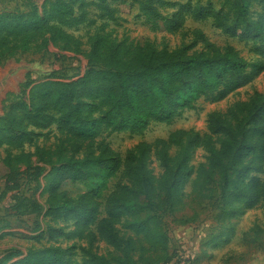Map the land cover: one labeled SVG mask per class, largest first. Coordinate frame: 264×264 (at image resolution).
Returning a JSON list of instances; mask_svg holds the SVG:
<instances>
[{
  "label": "trees",
  "instance_id": "obj_1",
  "mask_svg": "<svg viewBox=\"0 0 264 264\" xmlns=\"http://www.w3.org/2000/svg\"><path fill=\"white\" fill-rule=\"evenodd\" d=\"M155 1L163 4L162 0ZM106 2L43 0L41 9L34 6L25 13H0V63L17 53L45 49L48 43L71 47L76 40L65 27L81 24L90 5L111 14L113 9ZM253 4L260 11L250 19ZM139 7L147 19L158 14L146 4L140 3ZM187 13L195 19L210 18L212 25L228 36L258 44L257 51L264 58V0H222L219 10L209 4L191 6L187 2L164 20L166 29H178ZM88 56L101 68L90 67L70 81L32 82L27 85L25 98L8 102L0 115V146H22L29 138L25 123L46 121L48 112L57 115V129L67 141L87 148L104 131L141 133L150 121L172 122L200 97L223 98L263 68L262 59L248 64L232 46L219 48L209 42L205 50L189 53L186 47L158 50L149 44L132 45L97 35ZM98 109H104L103 114L94 116ZM237 109L242 117L227 128L213 129L221 134L219 145L211 146L206 162L197 167L189 162L197 139L174 156L156 152L162 158L163 170L159 176L148 167L150 146L145 143L138 144L141 152L137 156L127 154L122 162L116 152L100 141L96 143L100 149L98 156L51 164L43 175L46 213L53 218L73 219L80 238L91 236L89 241H92L97 236L114 243L120 251L114 264H159L168 260V236L156 212L160 208L172 212L181 204L183 189L191 177L192 189L199 197L218 188L216 223L229 221L236 211L252 208L264 197V181L251 175L264 161V95L255 93L239 103ZM222 119L221 115L219 120ZM24 156L28 154L2 160L3 177L7 181L12 177L15 163ZM120 165L127 183L118 185L108 195L106 215L100 219L95 191L84 192L74 199L66 188L89 174L103 180ZM142 213H147L143 220L125 224L146 243L136 247L132 237L118 236L115 223L122 217L133 218ZM189 222L181 220L179 224ZM94 224L96 233L92 234L88 229ZM232 235L233 228L229 227L205 244L223 245ZM135 250H139L136 256ZM38 253L28 250L22 257L10 254L1 264H110L97 253L86 252L80 262L72 261L70 254L61 248H46ZM16 257L19 258L13 260Z\"/></svg>",
  "mask_w": 264,
  "mask_h": 264
},
{
  "label": "rangeland",
  "instance_id": "obj_2",
  "mask_svg": "<svg viewBox=\"0 0 264 264\" xmlns=\"http://www.w3.org/2000/svg\"><path fill=\"white\" fill-rule=\"evenodd\" d=\"M107 0L113 9L107 14L98 7H86L85 20L76 26L65 27L76 40L71 47L48 43L42 50L17 53L0 63V115L11 100L25 98L27 85L46 79L70 81L81 76L88 68H101V65L88 56L97 35L107 36L113 41H125L132 45L149 44L158 50H171L186 47L188 52L205 50L206 42L219 48L232 46L248 64L263 60V68L254 73L250 81L227 93L218 100L200 97L189 108H185L170 123L150 121L144 131L132 134L128 131L102 132L95 140L103 141L116 152L121 162L127 154L137 156L141 149L138 144L150 146L147 158L148 167L155 176L163 170L162 158L156 152L174 156L187 143L198 140L191 150L190 164L197 167L206 162L211 146L218 147L220 133L216 127L227 128L240 119L239 103L247 101L255 93L264 95V58L257 51L258 44L222 33L212 25L210 18L195 19L185 14L178 29L168 31L165 19L170 18L187 2L191 6L210 5L214 10L222 7V0ZM43 0H0V13H25L36 6L41 9ZM146 4L158 12L157 16L145 18L139 4ZM260 7L253 4L250 19H254ZM78 12L75 15L78 16ZM155 21V24L153 23ZM198 32V33H197ZM98 109L94 116L103 114ZM47 120L38 123H25L29 138L22 146H0V264L10 254L26 255L28 250L41 252L46 248H61L70 254L72 261L80 262L86 252L105 256L110 264L120 251L114 243L94 236L80 238L74 220L65 217L53 218L46 213L47 194L44 192L43 175L51 164L63 160L82 159L87 155L98 156L100 149L95 143L87 148L66 140L57 129L56 114L45 113ZM223 116L222 121L219 120ZM213 119V121H211ZM262 126H257L261 128ZM25 153L15 163L9 181L3 177L5 169L2 160ZM28 160V163H24ZM256 167V166H255ZM251 175L264 181V161ZM193 177L183 189L182 203L172 212L158 209L156 215L165 234L168 236V260L159 264H264V197L252 208L236 211L234 217L225 223H216L219 191L215 187L208 195L199 197L192 189ZM123 165L103 180L86 175L76 184H68L72 198L88 191H95L99 202L98 219L106 215L105 204L108 195L118 185L126 184ZM147 213L125 218L115 223L118 236L132 237L135 246L145 245L140 235L126 228L132 220H143ZM181 220H188L185 225ZM233 228L230 240L221 248H202L212 236ZM88 231L96 233L95 224ZM139 250H135V255ZM39 254V253H38ZM16 257L13 260L19 258ZM34 264H39L35 262Z\"/></svg>",
  "mask_w": 264,
  "mask_h": 264
},
{
  "label": "crops",
  "instance_id": "obj_3",
  "mask_svg": "<svg viewBox=\"0 0 264 264\" xmlns=\"http://www.w3.org/2000/svg\"><path fill=\"white\" fill-rule=\"evenodd\" d=\"M223 245H218V246H212V245H204L202 248L208 249L210 248L211 250L221 248Z\"/></svg>",
  "mask_w": 264,
  "mask_h": 264
}]
</instances>
